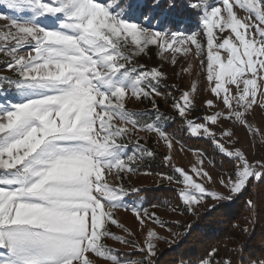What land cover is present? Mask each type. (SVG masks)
Segmentation results:
<instances>
[{
	"label": "snow or ice",
	"instance_id": "1",
	"mask_svg": "<svg viewBox=\"0 0 264 264\" xmlns=\"http://www.w3.org/2000/svg\"><path fill=\"white\" fill-rule=\"evenodd\" d=\"M0 5L11 13L0 16L8 21L0 26V54L11 73L0 74V264H98L97 258L111 264H156V241L167 237L151 225L171 222L134 206L143 244L113 233L109 225L135 235L114 218L117 208L126 207L123 197L128 193L109 178L122 181L145 159L155 157L139 138L128 153L132 136L140 130L157 133L172 149L175 136L159 126L160 120L179 119L187 135L210 138L220 153L235 160L230 176L218 181L224 191L208 190L180 167L163 177L182 185V215L196 214L202 201L214 211L218 204L239 198L253 182L264 183V155L250 160L234 144L220 142L234 131L213 127L230 121L253 139L259 136L264 145V129L248 119L257 107L264 109V0H187L185 7L199 20L191 31L164 27L177 0H0ZM234 7L246 15L238 17ZM151 46L173 66L193 46L197 56L206 53L200 71L207 81L203 90L211 98L197 97L193 83L190 90L171 97L175 117L159 114L156 97L162 95L159 86L166 73L135 60ZM191 69L189 65L181 71ZM197 98L219 110L188 119ZM145 99L158 113L155 123H142L144 113L126 107L129 101ZM192 172L215 182L202 167L193 166ZM207 199L215 203L208 206ZM245 205L249 217L264 209V189ZM254 223L246 221L242 232L254 231ZM168 234L180 237L172 229ZM106 238L133 244L140 257L121 260L103 242ZM244 249L241 242L231 250L234 255L217 259L219 247L212 246L196 264H234L235 256L239 264H264V253L245 261Z\"/></svg>",
	"mask_w": 264,
	"mask_h": 264
},
{
	"label": "rangeland",
	"instance_id": "2",
	"mask_svg": "<svg viewBox=\"0 0 264 264\" xmlns=\"http://www.w3.org/2000/svg\"><path fill=\"white\" fill-rule=\"evenodd\" d=\"M216 0H209V3L214 4ZM234 10L237 11L238 17H244L246 13L244 10L238 9V7H234ZM11 14L9 10L5 7L0 5V16ZM8 23L6 19L0 18V26ZM156 24V23H154ZM167 28V27H166ZM182 31H187L186 29H181ZM196 30V28L194 29ZM228 30H226L225 35H227ZM221 51V55L224 56L226 53L223 50ZM27 49H24L20 52L21 55L26 54ZM6 57L3 54H0V74L2 75H11L10 72L4 67V60ZM201 59L204 60L206 65V53L202 56H197L195 53V49L193 46L192 52L185 58V57H178V64L173 66L169 61L161 60L160 57L157 55V49L155 46H151V50L147 52V54H143L139 57H136V63L139 65H144L146 68L151 67H158L163 72L166 73V79L162 80L160 83L159 88L162 86L166 91H160L162 93L161 96L156 97L160 104L158 105L159 114H163L167 117H175L177 113L172 108L173 100L171 97H179L181 95V90L188 91L190 90L193 83H195L197 87V97H208L211 98L210 93L204 91L203 89L207 86L206 75L200 71V61ZM189 65L192 66L191 71H181V69H188ZM8 97L15 100V93L9 91L7 93ZM2 99V97H0ZM151 103L149 100L145 99L143 102H131L129 101L126 104V107L132 111H139L143 112L144 116L140 117L142 123H155L156 120L153 118H157L158 113L153 110L151 107ZM217 109H209L203 103V101L199 98L196 100V110H192L187 114V118L191 120H197V118L204 117L206 115L214 114ZM249 121L253 124L254 127L264 129V109L257 107L254 112H252L249 117ZM172 119L162 120L159 121V126L164 129L165 125ZM199 122L203 123V120ZM165 124V125H164ZM130 126V125H129ZM214 128H219L220 130H230L234 131L235 135L231 138L225 136L221 138L220 142L225 143L226 146L235 145L237 148H240L242 151L245 152V155L249 157V159H258L260 156L264 155V145L260 142V137L257 136L253 139L252 135L249 134L246 129L242 126H236L235 128L232 127V123L230 121H222L220 125L213 126ZM217 136L219 137V131H217ZM196 138H203L206 139L213 150L219 153V156L226 157L228 159L226 165L229 164L230 161L233 162V166L227 167L226 165L223 168H215L211 164L210 160L203 155V153L199 150L189 149L181 144L180 141L175 139L173 143L172 149H168L167 146L164 144L162 140H159L158 134L155 132H147L144 130H140L136 133V135L132 136L131 142L128 145V153L131 154L135 150V143L136 140L139 138L140 144L147 148L149 143V139H152L154 145L160 149V155L164 159L165 156H170V161L160 162L163 164L162 172H141V173H130L124 176L122 181L115 180L113 178H109V182L112 183L114 186L122 185L126 192L128 193L123 197V204L126 207H119L114 211V218L120 224H123L127 229L135 233V235L129 236L126 232L122 229L117 227L116 225H109L110 230L115 233L116 235L124 236L126 240L134 241L137 245H142L145 236L140 234L138 231V223L135 219V215L132 211V208L135 207H142L146 209L148 212H154L156 216L165 222L164 226L158 225L155 222L152 223V227H154L161 237H167V240H158L156 241V251L157 253L161 251L165 246H169L176 240L175 237L169 236L168 229H172L173 232H179L183 226L188 224L198 212L205 210V203L202 201L200 206L196 209V214H181L183 211V207L181 205L180 208L177 209L176 212H173L171 209L172 206H165V207H152L147 206L145 200L143 198H137L132 192V189H137L141 187H151V186H158V185H169L173 186L178 189L177 196L179 197V189L182 185L177 183H169L167 179L163 177L174 175V167L183 168L187 171L190 175H192L193 179L198 183H203L206 185L208 190H216V191H224L222 186L219 185L218 181L221 178L227 179L230 174L232 173L235 160L232 157H227L225 154L220 153L216 146L212 143L210 138L203 137V136H192ZM148 143V144H147ZM150 148V147H149ZM156 149V148H155ZM151 160L146 162H155V159L149 158ZM203 161L201 165L200 161ZM193 166L200 168L202 167L204 171L208 172L211 176L214 183H210L206 181V179L202 177L196 176L194 172H192ZM229 169V170H228ZM234 178V177H233ZM215 203L212 199H207V205L211 206ZM183 224V225H182ZM107 246L114 250V254L118 255L121 260L127 261L131 259H138L140 257V252L138 247H134L133 244L123 243L120 241H116L111 238H106L103 241ZM139 252V253H138ZM155 258V257H154ZM153 258V259H154ZM98 264H111L110 261H105L103 258H97ZM184 264V263H180Z\"/></svg>",
	"mask_w": 264,
	"mask_h": 264
},
{
	"label": "trees",
	"instance_id": "3",
	"mask_svg": "<svg viewBox=\"0 0 264 264\" xmlns=\"http://www.w3.org/2000/svg\"><path fill=\"white\" fill-rule=\"evenodd\" d=\"M110 2H115V0H110ZM186 3L187 0H177L178 7L175 12L164 21V27L171 28L173 31L182 28L191 31L197 27L199 20L185 7ZM154 23H156V21H153V24ZM159 91L165 92L166 90L161 86ZM156 103L157 105L160 104L158 99ZM153 119L156 120V118ZM163 121L164 120H162V122ZM184 127L185 125L181 123L179 119H176L170 120L163 130L169 134H174L175 139L180 141L185 147L201 151L203 155L210 160L213 167L223 168V166L226 165L228 161L226 157L219 156V153L213 150L206 139L187 135L182 131ZM148 141L150 145L147 143V148L155 153V157L153 158L155 162L148 163L146 161L151 159H145L135 173L148 171L162 172L163 164L160 160L164 162V159L160 155V149L154 145L152 139ZM157 158L160 160H157ZM228 166L232 168L233 162L230 161L229 164L226 165V168ZM137 189L139 191L134 192V195L137 198H143L146 205L152 207H176L180 203L179 197L177 196L178 189L173 186L158 185ZM262 189H264V183L257 184L253 182L249 185L248 191L234 201L218 204L215 210L211 212L207 209L198 212L196 216L179 231L180 237H175L176 242H172L169 246H165L157 253V256L154 258L156 264H196L197 259L210 251L212 246L219 247L217 259H227L229 256L234 255L231 250L237 248L241 242L245 245L243 252L245 261H247L249 256H259L264 253V209L254 213L252 217H249L245 205V201L249 199L251 195ZM250 219H255L253 225L254 231L245 234L242 232V229L247 226L246 221ZM189 226L191 227L189 228ZM233 241H235V243H233ZM239 259V256H235L234 264H239Z\"/></svg>",
	"mask_w": 264,
	"mask_h": 264
}]
</instances>
